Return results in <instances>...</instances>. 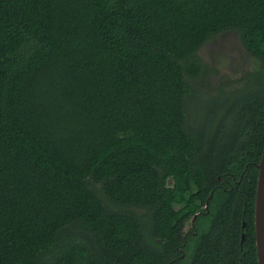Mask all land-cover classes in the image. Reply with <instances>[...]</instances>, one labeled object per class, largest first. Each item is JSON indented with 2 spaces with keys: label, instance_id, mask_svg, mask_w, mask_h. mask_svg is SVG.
<instances>
[{
  "label": "trees",
  "instance_id": "16d2710c",
  "mask_svg": "<svg viewBox=\"0 0 264 264\" xmlns=\"http://www.w3.org/2000/svg\"><path fill=\"white\" fill-rule=\"evenodd\" d=\"M263 148L264 0H0V264H258Z\"/></svg>",
  "mask_w": 264,
  "mask_h": 264
},
{
  "label": "rangeland",
  "instance_id": "374dc122",
  "mask_svg": "<svg viewBox=\"0 0 264 264\" xmlns=\"http://www.w3.org/2000/svg\"><path fill=\"white\" fill-rule=\"evenodd\" d=\"M198 54L208 66L207 74L198 82V87L206 94L232 89L257 66L235 31L218 34L206 42Z\"/></svg>",
  "mask_w": 264,
  "mask_h": 264
},
{
  "label": "water",
  "instance_id": "95a60500",
  "mask_svg": "<svg viewBox=\"0 0 264 264\" xmlns=\"http://www.w3.org/2000/svg\"><path fill=\"white\" fill-rule=\"evenodd\" d=\"M259 175L257 179L256 199H255V234L257 248V262L264 264V148L261 160L257 165ZM208 207V202L206 203ZM245 226V223L244 225ZM245 240V234L242 235V243Z\"/></svg>",
  "mask_w": 264,
  "mask_h": 264
}]
</instances>
